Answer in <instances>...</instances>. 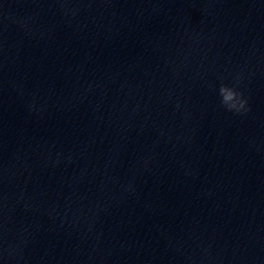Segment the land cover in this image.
Wrapping results in <instances>:
<instances>
[{"label":"water","instance_id":"obj_1","mask_svg":"<svg viewBox=\"0 0 264 264\" xmlns=\"http://www.w3.org/2000/svg\"><path fill=\"white\" fill-rule=\"evenodd\" d=\"M0 264H264V0H0Z\"/></svg>","mask_w":264,"mask_h":264},{"label":"clouds","instance_id":"obj_2","mask_svg":"<svg viewBox=\"0 0 264 264\" xmlns=\"http://www.w3.org/2000/svg\"><path fill=\"white\" fill-rule=\"evenodd\" d=\"M239 84V77H236L231 85L221 83L219 85L218 95L222 108L229 112L243 114L250 111V108L248 107V99L239 90Z\"/></svg>","mask_w":264,"mask_h":264}]
</instances>
